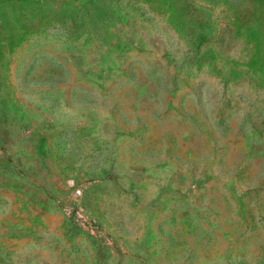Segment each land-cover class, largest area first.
Here are the masks:
<instances>
[{
	"label": "rangeland",
	"instance_id": "374dc122",
	"mask_svg": "<svg viewBox=\"0 0 264 264\" xmlns=\"http://www.w3.org/2000/svg\"><path fill=\"white\" fill-rule=\"evenodd\" d=\"M0 264H264V0H0Z\"/></svg>",
	"mask_w": 264,
	"mask_h": 264
}]
</instances>
